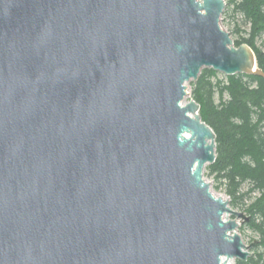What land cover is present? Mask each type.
Returning a JSON list of instances; mask_svg holds the SVG:
<instances>
[{
    "label": "water",
    "instance_id": "1",
    "mask_svg": "<svg viewBox=\"0 0 264 264\" xmlns=\"http://www.w3.org/2000/svg\"><path fill=\"white\" fill-rule=\"evenodd\" d=\"M224 0H0V264L247 261L187 85L257 76ZM231 216L233 219H229Z\"/></svg>",
    "mask_w": 264,
    "mask_h": 264
},
{
    "label": "trees",
    "instance_id": "2",
    "mask_svg": "<svg viewBox=\"0 0 264 264\" xmlns=\"http://www.w3.org/2000/svg\"><path fill=\"white\" fill-rule=\"evenodd\" d=\"M228 2L249 24L247 37L239 36L233 43L236 47L249 46L264 74V51L256 45V39L264 33V0ZM225 78L224 84L217 79V72L202 69L198 80L190 82L192 100L200 106L201 119L215 134L216 158L205 168L225 182L231 206H237L241 200L243 184L249 186V193H256L249 205L244 206V213L249 219L247 227L259 235L260 245L264 246V79L246 75ZM259 261L249 257L235 264H259Z\"/></svg>",
    "mask_w": 264,
    "mask_h": 264
},
{
    "label": "rangeland",
    "instance_id": "3",
    "mask_svg": "<svg viewBox=\"0 0 264 264\" xmlns=\"http://www.w3.org/2000/svg\"><path fill=\"white\" fill-rule=\"evenodd\" d=\"M229 0H224L225 2V9L220 19V27L226 31L232 41L234 42L238 39L239 36L247 37V33L249 32V24H247L242 15L234 9V6L228 2ZM256 45L261 50L264 51V33H262L256 39ZM226 76L222 73H217V79L223 81L225 84ZM214 82V80H213ZM192 87L190 84L187 85V97L185 98V102L192 100ZM224 99H226V95H224ZM214 100L215 103L218 104L219 96L218 93H214ZM207 167V166H206ZM203 178L206 183L209 184L211 192L218 197L223 198L224 200L228 201L229 207L240 213H244V206H248L252 197L256 196V193H249V186L247 184H243L240 189V194L242 195L241 200L238 202L237 206H231V199L226 195V187L225 182L222 180H217L215 175H211L206 168L203 171ZM246 216V215H245ZM229 219H233L231 216L228 217ZM237 233L241 237L242 242L249 246L250 244L256 242V244L248 250L250 257L254 259H259V264H264V246L260 245V237L259 235L250 230L246 223L239 224L237 228ZM236 260L229 261V264H235Z\"/></svg>",
    "mask_w": 264,
    "mask_h": 264
},
{
    "label": "bare ground",
    "instance_id": "4",
    "mask_svg": "<svg viewBox=\"0 0 264 264\" xmlns=\"http://www.w3.org/2000/svg\"><path fill=\"white\" fill-rule=\"evenodd\" d=\"M185 102V101H184ZM186 103V102H185ZM228 263V262H227ZM229 264V263H228Z\"/></svg>",
    "mask_w": 264,
    "mask_h": 264
}]
</instances>
